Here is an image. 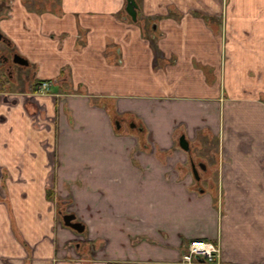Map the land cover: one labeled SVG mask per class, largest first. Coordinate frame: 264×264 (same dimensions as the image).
Segmentation results:
<instances>
[{
  "label": "crops",
  "instance_id": "0c3cea01",
  "mask_svg": "<svg viewBox=\"0 0 264 264\" xmlns=\"http://www.w3.org/2000/svg\"><path fill=\"white\" fill-rule=\"evenodd\" d=\"M132 1L135 20L126 0H1L33 68L0 89V264H184L195 239L264 264V6ZM202 117L216 161L176 145L212 135Z\"/></svg>",
  "mask_w": 264,
  "mask_h": 264
},
{
  "label": "rangeland",
  "instance_id": "374dc122",
  "mask_svg": "<svg viewBox=\"0 0 264 264\" xmlns=\"http://www.w3.org/2000/svg\"><path fill=\"white\" fill-rule=\"evenodd\" d=\"M240 1H246L247 2V5H252V2H254L255 4L253 5H256V4H261L264 6V0H240ZM1 0H0V4H1ZM249 10H253V9H249ZM251 25V24H250ZM252 26V25H251ZM226 27V24L223 25V23L220 24L219 28L220 30L222 31L224 28ZM254 31H257L258 34L260 33H264V25L263 24H256L254 25ZM260 30V31H259ZM49 36V35H48ZM48 38H52V36H49ZM224 60V59H223ZM32 66H28L26 68L27 70V73L26 74H29L31 73L32 71ZM2 80H1V77H0V84H1ZM24 84V83H23ZM219 89V88H218ZM7 90H10L11 92H16V91H21V90H24V85L22 86H18V87H14V86H11V88L7 89ZM59 91V89H58ZM262 100L264 101V96L262 97ZM208 118V117H206ZM202 119H204V117H202ZM201 121H198L196 116L189 119L187 121V125H188V128L192 129L193 127H197V126H200ZM203 124H206L207 123H210V131L212 132V135H210L209 138L207 137H204L203 136V131H200L198 129V133L197 136H196V139L194 140L195 142H202L201 144L203 145L202 147H198L194 141L192 140L191 141V145L189 146L191 150H189V154L192 156V158L194 159V157H196L197 155L201 156V157H207L208 160H218V159H221V151H222V143H221V136L222 134L218 132V130L220 129V126L217 125V120L215 117L213 118H208V119H204L202 120ZM132 125L134 124H131V127H133ZM186 125V126H187ZM217 126H218V130H217ZM135 127V125H134ZM176 145L178 146V140L176 139ZM179 147V146H178ZM200 153V154H199ZM199 176H202V173L199 171L198 173V177Z\"/></svg>",
  "mask_w": 264,
  "mask_h": 264
},
{
  "label": "flooded vegetation",
  "instance_id": "af4514ba",
  "mask_svg": "<svg viewBox=\"0 0 264 264\" xmlns=\"http://www.w3.org/2000/svg\"><path fill=\"white\" fill-rule=\"evenodd\" d=\"M9 1V0H2ZM18 60V56L12 51L10 42L4 37L0 42V77L1 84L0 89L7 90L11 86L18 87L23 85L24 81L31 78L32 74H26L27 66L19 65L15 63Z\"/></svg>",
  "mask_w": 264,
  "mask_h": 264
},
{
  "label": "built area",
  "instance_id": "2783aa9c",
  "mask_svg": "<svg viewBox=\"0 0 264 264\" xmlns=\"http://www.w3.org/2000/svg\"><path fill=\"white\" fill-rule=\"evenodd\" d=\"M43 84L42 90L46 88ZM195 258H201L206 264H221V253L217 245L210 241L192 240L187 246V252L182 256V263L193 264Z\"/></svg>",
  "mask_w": 264,
  "mask_h": 264
},
{
  "label": "water",
  "instance_id": "95a60500",
  "mask_svg": "<svg viewBox=\"0 0 264 264\" xmlns=\"http://www.w3.org/2000/svg\"><path fill=\"white\" fill-rule=\"evenodd\" d=\"M126 1H127V5H128L127 11L129 13V15L134 17V15H135V13H134L135 4L132 0H126ZM133 19L135 20V17ZM3 39H4L3 35L0 32V42L3 41ZM14 62L19 64V65H23V66L27 65V62L19 56H18V60L16 59ZM132 126H134V125H132ZM178 143H179V146L182 150L187 151L189 149L188 143L185 140L184 136H181L179 138ZM192 169H193V175L197 179L198 176H197V172L195 170V167L193 166ZM62 219H63V223L65 226H67L68 228L74 230L75 232H77L79 234L83 233L84 226L80 222L75 221V219H76L75 215H73V214L63 215ZM199 261L203 262L202 260H199Z\"/></svg>",
  "mask_w": 264,
  "mask_h": 264
}]
</instances>
